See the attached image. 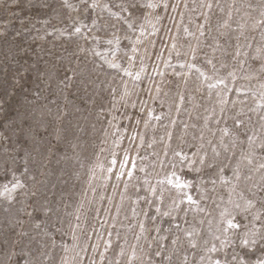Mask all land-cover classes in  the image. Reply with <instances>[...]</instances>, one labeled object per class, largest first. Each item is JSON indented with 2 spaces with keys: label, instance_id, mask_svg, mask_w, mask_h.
Listing matches in <instances>:
<instances>
[{
  "label": "snow or ice",
  "instance_id": "1",
  "mask_svg": "<svg viewBox=\"0 0 264 264\" xmlns=\"http://www.w3.org/2000/svg\"><path fill=\"white\" fill-rule=\"evenodd\" d=\"M122 39L140 70L117 84L89 53ZM124 76L149 83L129 93ZM70 114L112 137L131 240L110 209L82 220L46 194V165L79 146ZM0 264H264V0H0Z\"/></svg>",
  "mask_w": 264,
  "mask_h": 264
},
{
  "label": "rangeland",
  "instance_id": "2",
  "mask_svg": "<svg viewBox=\"0 0 264 264\" xmlns=\"http://www.w3.org/2000/svg\"><path fill=\"white\" fill-rule=\"evenodd\" d=\"M106 2H108V0H100L101 4ZM114 2H118V0H114ZM141 2L144 3L146 0H141ZM112 11H116V9H112ZM102 15L107 18L108 11L105 10ZM112 19L113 22H116L115 17ZM52 23L56 25V27H61V25L56 20H53ZM138 23L143 25L145 36L142 39H144V43L147 44L148 40L152 39L151 36L147 35V32L151 31V25L155 23V21L152 19V17L145 16L142 17ZM49 31L52 30L49 29ZM139 34L140 29L138 28L137 32L132 37V42H135ZM112 35L113 34L110 32L108 35L104 36V40L107 41L108 39H111ZM116 35L123 37L125 35V31L121 30L120 32L116 33ZM132 42L122 39L121 44L115 53L112 52L113 48H117L115 42L113 45L104 43L103 47L92 45L95 51L100 53V56L92 57L91 53H89V55L91 58H94L98 64H104V67L107 69L108 73H110V76L115 77L116 83L119 84L120 77L123 76V68H127L133 73V75L140 70V64L138 62L135 64V66H132L126 60V56L132 55ZM166 56L167 53H165V57ZM105 61L121 64L122 67L119 75L117 74V70L108 68V65L105 63ZM180 63H183V61L177 60L175 58L172 60L175 70L185 71V69H181L179 67ZM161 70L165 73H170L174 69L162 65ZM151 71L152 67L149 64L146 72L142 73V76H146L148 73H151ZM123 78L126 81V90L129 93L139 91L144 85L149 83L147 79H144L143 84H141L140 82L135 81L133 77L124 76ZM239 86L245 88L248 87V81L243 79L240 80ZM124 91V87L119 88L120 94H122ZM165 91H167V89H165ZM69 99H72V97H69ZM131 99L136 100L137 97L132 95ZM116 103L118 106L121 103L119 95H117ZM120 111L123 112L124 109L121 108ZM129 111L131 112L134 110L129 108ZM77 118L80 119L81 130L76 133V135L79 137L78 142L73 140V143H78L79 146L75 149L68 148L66 150H62L58 157L52 158L50 163L46 165L47 175L40 177V179L44 180V183L47 186L46 194L49 198L57 200H59L63 194L64 202L71 205L68 210L75 211L76 208H79V213L81 214L82 220L84 218H91L95 216V209H110V214L107 212L102 214L105 216V218L109 219L110 217H115L116 225L120 229L121 233L126 235L129 240H131L132 232L128 227L129 221L125 219V216H131V213L128 211L129 202L124 200L121 205V189L113 188L112 185L115 183L114 178L107 179L109 174L106 172V169L109 166V160L111 159L108 147L112 145V137L109 135L108 145H101L99 139L96 138V134L93 133L91 127L95 119L94 116L85 119L84 117L79 116V114H77V117H73L71 114L69 115V119L72 120L73 124H75ZM121 124L127 125L128 121L123 120L116 126L121 127ZM98 127L99 124H97V128ZM105 127H107V125H105ZM112 131L115 132V128H113ZM121 131L123 132V127H121ZM127 134L128 133H125V135ZM124 146H128V142L126 140L124 141ZM102 148L105 150L101 151ZM157 171H159V169H157ZM151 179L155 180L156 177L153 176ZM117 205H121L119 213H117L116 210ZM121 225H123V227H120ZM100 231L103 232L104 230L100 229ZM91 242H100L102 244V241H96L95 237ZM64 243L69 246L70 251L67 255L71 257L73 255L71 248L74 245H77L79 242L74 241L72 236L69 235L65 238ZM76 250L78 251L79 248L77 247ZM255 259L256 257H253V260Z\"/></svg>",
  "mask_w": 264,
  "mask_h": 264
}]
</instances>
